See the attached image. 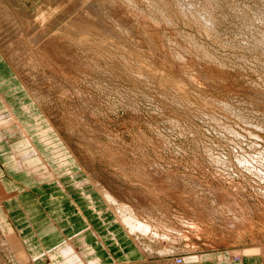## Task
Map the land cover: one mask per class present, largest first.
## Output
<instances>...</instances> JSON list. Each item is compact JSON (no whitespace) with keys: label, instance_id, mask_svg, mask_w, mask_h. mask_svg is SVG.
Wrapping results in <instances>:
<instances>
[{"label":"rangeland","instance_id":"374dc122","mask_svg":"<svg viewBox=\"0 0 264 264\" xmlns=\"http://www.w3.org/2000/svg\"><path fill=\"white\" fill-rule=\"evenodd\" d=\"M0 43V159L77 247L2 264L264 258V0H0Z\"/></svg>","mask_w":264,"mask_h":264},{"label":"crops","instance_id":"0c3cea01","mask_svg":"<svg viewBox=\"0 0 264 264\" xmlns=\"http://www.w3.org/2000/svg\"><path fill=\"white\" fill-rule=\"evenodd\" d=\"M2 123L6 125L8 124L9 126L15 125V122L11 124L7 122ZM0 125L2 124L0 123ZM23 189L24 188L21 187V185L15 183V177L8 172V168L3 165V162L0 159V228H2V230H6L10 236L15 235L14 233L17 232L18 235L25 241L29 253L31 252L32 255H37L35 258L38 259L43 253L50 252L52 247H55V249L60 248L66 244L68 240L72 241V239L68 238L67 231L65 230V223L61 222L62 218H60V220H56V216L58 215V213H56L57 211L53 212V207H48L46 205V209L42 210V208L39 207V203L38 205L35 204L41 200L38 198L39 194H24ZM37 199H39V201ZM27 201L28 205L23 204ZM31 202L35 203L29 205ZM67 206L68 205L65 203L63 207L58 206V208H67ZM71 209V214L74 215L76 212L74 218L75 216L79 217V215H84L83 210L77 207L74 203H72ZM32 216H35L36 219L31 218ZM91 216L94 218L98 217L97 215H94V212H91ZM80 218L82 219L83 217ZM37 220L38 222L36 223L35 221ZM89 228L91 227L84 230L85 235L83 234V237L79 239L80 243H84V248L90 244L89 241H85L87 238L86 231ZM72 243L74 247L75 244L73 241ZM13 247H15V245H13ZM75 248L77 249L76 246ZM1 254L3 253L1 252ZM43 259L44 258L37 260L36 263L47 264V261ZM95 261L99 264L97 260ZM190 264H264V258L263 256L258 257V255H246L240 260L238 259L236 262H229L228 260L225 261L215 256L206 259L204 262H195Z\"/></svg>","mask_w":264,"mask_h":264},{"label":"bare ground","instance_id":"6f19581e","mask_svg":"<svg viewBox=\"0 0 264 264\" xmlns=\"http://www.w3.org/2000/svg\"><path fill=\"white\" fill-rule=\"evenodd\" d=\"M166 5H167V3H165ZM184 8V7H183ZM158 10V9H157ZM192 12V11H191ZM164 13V12H163ZM187 13V12H186ZM162 16V15H161ZM164 16V15H163ZM194 17V16H193ZM157 19V18H156ZM156 19L154 20V21H156ZM167 20V19H166ZM170 20V19H169ZM168 21V20H167ZM172 24V23H171ZM12 25V24H11ZM208 30V29H207ZM3 35V34H2ZM3 37V36H2ZM5 42V41H4ZM2 43V42H1ZM0 43V44H1ZM4 44V43H3ZM11 44V43H10ZM2 46V45H1ZM4 46V45H3ZM41 50V49H40ZM16 57V56H15ZM23 60V59H22ZM28 60V59H27ZM33 63V62H32ZM28 72V71H27ZM27 81V80H26ZM39 98V97H38ZM35 100V99H34ZM39 100H41V99H39ZM15 122V119L14 118H7V120H5V119H3V122H7V123H14ZM38 171V170H37ZM113 196V195H112ZM111 195H107V200L112 204V206H116V208H114V210H115V212L114 213H117V215L122 219V221H123V225H125L127 228H129L131 231H129V236H133V234L132 233H134L135 235H136V237H142V238H145V239H147V238H149V239H152V240H155V242L156 243H158V241H160L161 239H163V238H168L167 236H163V235H161L160 233H159V227L157 226V224H155V227L156 228H154V224H152V223H149L148 221H144L142 218H140V216L138 217L137 215L138 214H136L135 213V211H134V209H132L131 207H128L127 205H124V204H121V203H119L116 199H114L113 197H112ZM134 208V207H133ZM113 210V211H114ZM136 210V209H135ZM116 215V216H117ZM143 216V215H142ZM153 216V215H152ZM148 218V217H147ZM151 221V220H150ZM155 223V222H154ZM188 223V222H187ZM122 224V223H121ZM164 224V223H163ZM162 226V225H161ZM166 227H167V225H165ZM165 227V228H166ZM168 228V227H167ZM163 229H164V227H163ZM169 229V228H168ZM167 230V229H166ZM170 230V229H169ZM173 230V229H172ZM172 230H170V232L172 231ZM130 232H132V233H130ZM162 232V231H161ZM168 232V231H167ZM173 232V231H172ZM175 232V231H174ZM173 232V233H174ZM164 233V232H163ZM166 234H168V233H166ZM177 234H179V232H177ZM183 234V233H182ZM171 235V234H170ZM180 235V234H179ZM134 238H136L135 236H133ZM141 238V239H142ZM174 238V237H173ZM180 238V237H179ZM137 239V238H136ZM168 239H170V237L168 238ZM139 240V239H138ZM169 241V240H168ZM171 241H173V240H171ZM153 242V241H152ZM154 242V243H155ZM176 242H174V244H175ZM140 244V243H139ZM5 245H7V246H9L8 244H7V238H5V237H3L2 236V228H0V248H2L3 246H5ZM145 247V246H144ZM146 248V247H145ZM142 249V248H141ZM172 249V248H171ZM144 252H145V254L147 255H149V254H152L151 252H149L150 250L148 249V251H147V248H146V250H143ZM158 251H159V253L160 254H164V253H167L168 251H170V250H163V249H158ZM28 252V251H27ZM70 252V251H69ZM172 252H174V251H172ZM0 253H1V249H0ZM241 253V255L239 256V260L243 257V256H245V255H249V253L248 252H244V253H242V252H240ZM27 254V253H26ZM59 254L61 255V257L60 258H62L63 256H62V254L59 252ZM65 254V253H64ZM229 254V253H228ZM80 255V254H79ZM83 255V254H82ZM173 255V254H172ZM28 256V255H27ZM26 256V257H27ZM54 256H52V258H53ZM83 257H85L84 255H83ZM171 257V256H170ZM193 257V256H192ZM191 257V259L190 260H193V263H195V262H198V263H200L199 262V257L198 256H194V258H192ZM219 257V256H218ZM1 259H0V264H2L3 263V261H2V257H0ZM71 258V257H70ZM69 258V259H70ZM226 257H224V259H225ZM231 259H233V258H231ZM44 260H46L47 262H49L47 259H44ZM83 258H82V256L80 255V256H76L74 259H70V260H65L64 259V262H66L67 264H81L82 262H83ZM184 263L185 262H188L187 261V259H183L182 260ZM195 261V262H194ZM44 262V261H43ZM191 262V261H190ZM230 262V261H229ZM97 263V262H96ZM167 263V262H166ZM176 263L177 264H179L178 263V261H176ZM192 263V262H191ZM50 264H51V262H50ZM61 264V263H60Z\"/></svg>","mask_w":264,"mask_h":264}]
</instances>
